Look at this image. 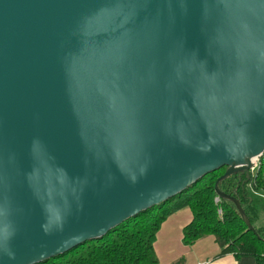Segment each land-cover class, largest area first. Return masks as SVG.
<instances>
[{
    "label": "water",
    "instance_id": "95a60500",
    "mask_svg": "<svg viewBox=\"0 0 264 264\" xmlns=\"http://www.w3.org/2000/svg\"><path fill=\"white\" fill-rule=\"evenodd\" d=\"M264 154V0H0V264H42Z\"/></svg>",
    "mask_w": 264,
    "mask_h": 264
},
{
    "label": "trees",
    "instance_id": "16d2710c",
    "mask_svg": "<svg viewBox=\"0 0 264 264\" xmlns=\"http://www.w3.org/2000/svg\"><path fill=\"white\" fill-rule=\"evenodd\" d=\"M226 172L223 168L192 184L181 195L141 212L113 229L101 240H91L42 264H159L155 249L163 225L176 213L189 209L191 222L183 229L182 242L192 246L205 237H213L220 248L219 257L232 254L236 259L254 258L264 264V226L257 227L256 197L264 196V161L250 179L233 175L219 183V189L238 200L252 226L249 231L237 207L220 199L216 183Z\"/></svg>",
    "mask_w": 264,
    "mask_h": 264
},
{
    "label": "crops",
    "instance_id": "0c3cea01",
    "mask_svg": "<svg viewBox=\"0 0 264 264\" xmlns=\"http://www.w3.org/2000/svg\"><path fill=\"white\" fill-rule=\"evenodd\" d=\"M182 214V215H181ZM185 219L186 222L177 223L179 220ZM192 220V213L189 209L182 210L173 215L163 225L155 249L159 258V264H257L256 260L251 257H243L236 259L232 254L219 257L221 250L215 243L213 237H205L198 240L192 246H185L182 242L183 229ZM175 227L174 229L172 227ZM173 229V230H172ZM166 243L165 258L160 259L159 247L161 245V237L173 235Z\"/></svg>",
    "mask_w": 264,
    "mask_h": 264
},
{
    "label": "rangeland",
    "instance_id": "374dc122",
    "mask_svg": "<svg viewBox=\"0 0 264 264\" xmlns=\"http://www.w3.org/2000/svg\"><path fill=\"white\" fill-rule=\"evenodd\" d=\"M254 205H256L258 207V214H259V220L256 221L255 225L257 227H263L264 226V196L263 198L261 199V197H256L255 200H254ZM182 215V214H181ZM183 222H186L185 219H182V220H179V222L177 223H183ZM173 229L175 228L174 226L172 227ZM172 229V230H173ZM176 234V232L173 231V235H168L167 236H162L161 237V245L159 247V255H160V259H164L165 258V249H166V243L170 240V238L174 237Z\"/></svg>",
    "mask_w": 264,
    "mask_h": 264
},
{
    "label": "built area",
    "instance_id": "2783aa9c",
    "mask_svg": "<svg viewBox=\"0 0 264 264\" xmlns=\"http://www.w3.org/2000/svg\"><path fill=\"white\" fill-rule=\"evenodd\" d=\"M263 161H264V154L254 162V166L251 169V175H254L257 172Z\"/></svg>",
    "mask_w": 264,
    "mask_h": 264
}]
</instances>
